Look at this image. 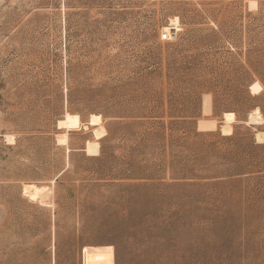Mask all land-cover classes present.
<instances>
[{
	"label": "rangeland",
	"instance_id": "1",
	"mask_svg": "<svg viewBox=\"0 0 264 264\" xmlns=\"http://www.w3.org/2000/svg\"><path fill=\"white\" fill-rule=\"evenodd\" d=\"M0 264H264V0H0Z\"/></svg>",
	"mask_w": 264,
	"mask_h": 264
},
{
	"label": "bare ground",
	"instance_id": "2",
	"mask_svg": "<svg viewBox=\"0 0 264 264\" xmlns=\"http://www.w3.org/2000/svg\"><path fill=\"white\" fill-rule=\"evenodd\" d=\"M180 28L178 27V18H172L170 20V24L165 26V30H169L171 38L172 35L177 34L178 30ZM235 112L233 111H228L224 113V124L222 125V130L226 133H230L232 131V126L229 125L230 122L235 120ZM262 119V115L258 112H251L249 114L247 122H255V121H260ZM89 124L92 125H97V127L94 128L95 135L96 137H101L107 134V129L105 126L102 124V117L101 114L93 113L91 115V118L89 120ZM80 121L78 120L77 116H71L68 115L67 118L61 119L58 122L59 127H64L66 128V131L63 132L62 136L59 138V140L62 143H66L68 139V129L74 128V127H79ZM84 127H88L87 124H84ZM7 139L13 140L14 137L12 135H7ZM88 153L96 155V152L99 151V146L97 142L94 143H88L87 146ZM23 189L30 195H37L40 192L39 186L36 183H26L23 185Z\"/></svg>",
	"mask_w": 264,
	"mask_h": 264
},
{
	"label": "built area",
	"instance_id": "3",
	"mask_svg": "<svg viewBox=\"0 0 264 264\" xmlns=\"http://www.w3.org/2000/svg\"><path fill=\"white\" fill-rule=\"evenodd\" d=\"M161 39L168 40L171 38L169 30H163L160 35Z\"/></svg>",
	"mask_w": 264,
	"mask_h": 264
}]
</instances>
